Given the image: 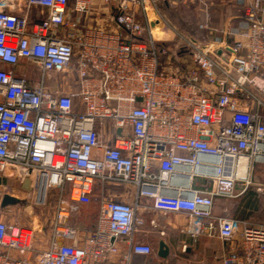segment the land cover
<instances>
[{"label":"built area","instance_id":"obj_1","mask_svg":"<svg viewBox=\"0 0 264 264\" xmlns=\"http://www.w3.org/2000/svg\"><path fill=\"white\" fill-rule=\"evenodd\" d=\"M69 1L0 0V176L27 182L36 205L53 191L57 223L100 184L96 223L79 242L35 251L34 229L0 212V264H104L119 242L127 264L153 251L135 239L149 209L184 213L191 237L227 243L222 264H264V222L214 212L264 165V103L249 90L264 94V0L243 6L247 27L232 42L180 35L175 51L158 0H103L107 19L85 26ZM90 5L72 11L87 16ZM5 194L13 189L0 184Z\"/></svg>","mask_w":264,"mask_h":264},{"label":"crops","instance_id":"obj_2","mask_svg":"<svg viewBox=\"0 0 264 264\" xmlns=\"http://www.w3.org/2000/svg\"><path fill=\"white\" fill-rule=\"evenodd\" d=\"M76 0L69 1V16L75 19L77 16L80 17V25L85 26L86 24L94 25L95 23H104L107 19V9L103 5V0H88L90 6L92 7V12L87 16H82L72 11ZM173 0H158L157 8L164 15L163 7L169 5V3H174ZM34 10H32V15ZM208 29H204L207 32V36L204 39H196L204 44H213L221 46L226 42H232L234 35L240 29L246 28L247 23L243 17L237 21H228L225 23H208ZM215 29V30H214ZM219 30V31H218ZM220 30H225L227 33L220 32ZM182 60L188 61V56L186 54L181 55ZM168 60L166 57L163 58V66L171 67V70L177 67L172 60ZM170 63V64H169ZM264 103V101H263ZM249 106L252 108H257V104L249 100ZM264 106V105H263ZM259 109L260 113L263 115L264 107ZM264 116V115H263ZM10 183V184H9ZM12 183V184H11ZM10 186L13 189L14 197L18 198L19 201L26 200L27 202H33V196L31 195L30 185L27 182H23L19 185L15 181H8L2 183ZM194 188H199L205 186L206 188L211 187V181L200 178H195L192 182ZM53 191H50L47 202L42 206H48L45 213L42 210H35L36 204H28L24 211L27 213L29 220V225L35 231L33 248L35 251H40L47 248L51 240L55 243H68L72 244L76 241L79 242L89 230H91L97 219L98 211V193L95 190L96 198H93L88 204L78 205L77 210L69 216H66L61 221L57 223L56 221V209L55 200L53 198ZM246 195V190L241 193L237 199L241 200ZM21 202V203H22ZM17 202L16 204H21ZM15 204V206H16ZM12 206V205H9ZM232 203L224 200H217V205L214 208L215 213H225L230 216L250 221L249 214L246 212L248 208L245 207L243 211H238L232 214ZM14 206L8 208V210H13L15 212L18 209H14ZM40 207V206H39ZM91 212L88 216L83 215L80 211ZM93 210V211H91ZM236 211V210H235ZM3 213V212H2ZM3 215L1 214V218ZM142 216L145 220V224L139 229L135 234V239L141 242H147L153 248L150 254H136L131 253L129 261L127 264H222V256L227 251L228 245L215 235L204 233L196 237H191L186 231V221L187 217L184 213H168L163 214L154 209H149L142 212ZM86 220V222L84 221ZM79 220V221H78ZM91 220V221H90ZM153 221V222H151ZM251 222V221H250ZM57 228H71L74 230L73 237H53V232ZM162 231V233H161ZM215 229L211 232L214 233ZM164 240L166 243L169 253L166 258H162L157 255L158 242ZM119 251L113 255L104 264H124L125 261L122 258L125 252V244L119 242Z\"/></svg>","mask_w":264,"mask_h":264},{"label":"rangeland","instance_id":"obj_3","mask_svg":"<svg viewBox=\"0 0 264 264\" xmlns=\"http://www.w3.org/2000/svg\"><path fill=\"white\" fill-rule=\"evenodd\" d=\"M251 0H191L189 2H174L169 3L166 7H163V13L165 19L173 28V31L164 32V37L171 38L167 41V48L175 51L178 45L177 40H180V35L183 37H189L193 39H204L207 36V32L199 27L204 23H225L228 21H239L242 18L243 6ZM207 21V22H206ZM156 31H159L157 29ZM178 33V36L177 34ZM176 36V37H173ZM182 37V38H183ZM181 43V42H179ZM249 90L261 101H264V94L254 86H250ZM264 115V109H263ZM252 184L246 189V195L241 199H235L232 201V214L238 211H243L247 204L249 214V220L251 222H264V165H255L251 174ZM7 179L0 176V184L6 183ZM10 184V183H9ZM12 184V183H11ZM96 191H100V184H97ZM53 193V192H52ZM94 195V198H96ZM20 203L22 201H19ZM28 204H34V202H27L24 200L21 204L14 206V209H18L15 212L8 210L12 206H6L2 209L1 213L4 219L9 221H18L20 224L29 225L28 215L24 211L28 208ZM40 206V207H39ZM35 206V210H42V213L46 212L48 206L39 205ZM236 210V211H235ZM93 211V210H91ZM83 215L88 216L91 212L86 210L80 211ZM235 215V214H234ZM79 221V220H78ZM86 222V220L84 219ZM91 221V220H90Z\"/></svg>","mask_w":264,"mask_h":264},{"label":"water","instance_id":"obj_4","mask_svg":"<svg viewBox=\"0 0 264 264\" xmlns=\"http://www.w3.org/2000/svg\"><path fill=\"white\" fill-rule=\"evenodd\" d=\"M151 25H153V24H151ZM17 202H19L18 198L11 196L9 194H5L1 198L0 206H1V209H3L6 206L16 204ZM168 253H169V249H168L166 243L164 242V240H160L158 242L157 255L162 257V258H166Z\"/></svg>","mask_w":264,"mask_h":264},{"label":"flooded vegetation","instance_id":"obj_5","mask_svg":"<svg viewBox=\"0 0 264 264\" xmlns=\"http://www.w3.org/2000/svg\"><path fill=\"white\" fill-rule=\"evenodd\" d=\"M0 212H1V213L3 212L2 209H1V206H0Z\"/></svg>","mask_w":264,"mask_h":264},{"label":"trees","instance_id":"obj_6","mask_svg":"<svg viewBox=\"0 0 264 264\" xmlns=\"http://www.w3.org/2000/svg\"><path fill=\"white\" fill-rule=\"evenodd\" d=\"M245 207H247V204L245 205Z\"/></svg>","mask_w":264,"mask_h":264},{"label":"bare ground","instance_id":"obj_7","mask_svg":"<svg viewBox=\"0 0 264 264\" xmlns=\"http://www.w3.org/2000/svg\"><path fill=\"white\" fill-rule=\"evenodd\" d=\"M263 86H264V84H263Z\"/></svg>","mask_w":264,"mask_h":264}]
</instances>
